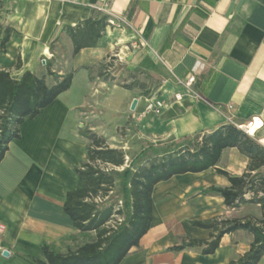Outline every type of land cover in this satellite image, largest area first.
<instances>
[{"label":"crops","instance_id":"0c3cea01","mask_svg":"<svg viewBox=\"0 0 264 264\" xmlns=\"http://www.w3.org/2000/svg\"><path fill=\"white\" fill-rule=\"evenodd\" d=\"M93 10L117 25L108 24L94 47L71 55L62 29ZM5 38L0 70L12 78L26 70L41 76L43 59L53 58L52 71L72 72V81L36 116L23 120L19 138L9 142L0 161V264H35L27 255L43 258L41 242L66 252L87 240L79 238L62 209L64 192L77 184L72 167L84 157L86 132L102 136L110 147L138 151L145 141L192 136L228 118L242 123L259 116L263 125L254 138L264 146V0H0V41ZM192 73L199 98L185 95L173 102L175 92H184L179 80ZM55 81L45 75L47 85ZM152 95L166 99V107L140 116ZM249 163L228 147L214 167L156 183L150 227L119 264H226L246 253L253 236L244 229L223 234L210 254L202 246L171 247L209 238L211 229L193 221L260 217L258 204L230 207L219 195L199 192L230 185L216 169L240 176ZM258 171L264 173V166ZM257 264H264V254Z\"/></svg>","mask_w":264,"mask_h":264},{"label":"trees","instance_id":"16d2710c","mask_svg":"<svg viewBox=\"0 0 264 264\" xmlns=\"http://www.w3.org/2000/svg\"><path fill=\"white\" fill-rule=\"evenodd\" d=\"M108 18L107 14L93 10L88 18L74 26H64L62 32L72 43L71 55L85 47H94L108 25ZM6 38L0 41V48L4 47ZM53 61V58L45 60L46 71L41 76L26 70L19 79H14L7 71L0 70V161L9 142L19 138L23 120L36 116L70 87L72 72L56 74L52 71ZM45 75L53 76L55 83L47 85ZM85 136L88 143L83 148L84 157L72 167L77 184L75 189L64 192L62 209L80 233L92 235L66 252L41 242L43 258L27 255L35 264H119L131 248L139 245L150 227L154 185L177 174L214 167L221 152L228 147L237 148L249 158L248 171L232 176L216 169L227 177L230 185L202 187L199 192L219 195L230 207L244 202L258 204L260 217L193 221L196 226L211 229L209 238L182 240L171 249L202 246L201 252L210 254L218 247L223 234L244 229L253 236L248 251L226 264L259 262L264 254V173L258 169L264 166V146L254 137L227 122L201 134L145 141L137 152L128 156L124 149L110 147L95 132H86ZM246 191H261L263 195L245 199Z\"/></svg>","mask_w":264,"mask_h":264},{"label":"built area","instance_id":"2783aa9c","mask_svg":"<svg viewBox=\"0 0 264 264\" xmlns=\"http://www.w3.org/2000/svg\"><path fill=\"white\" fill-rule=\"evenodd\" d=\"M109 25H117V21L114 18H108ZM141 45H146L144 41H141ZM44 60V59H43ZM45 62V60H44ZM193 81H194V74H190L185 81L179 80V83L183 86L184 92H175L172 96L173 102H180L183 100L184 96H192L194 98H199V95L193 89ZM167 105V100L160 97V96H147L145 98V105L143 110L140 113V116H145L147 114H160ZM231 107V106H229ZM228 121L233 123L236 127L241 129L247 135L254 137L256 131L263 125V121L259 116H251L247 120L242 123H234L230 118ZM263 193L261 191L253 192V191H246L243 193V197L245 199H249L253 196H262Z\"/></svg>","mask_w":264,"mask_h":264},{"label":"rangeland","instance_id":"374dc122","mask_svg":"<svg viewBox=\"0 0 264 264\" xmlns=\"http://www.w3.org/2000/svg\"><path fill=\"white\" fill-rule=\"evenodd\" d=\"M61 51H62V52H65L66 50H65V48L63 47V48H61ZM140 79H142V82H143L144 80H146V76H141ZM49 81H50V80H49ZM140 81H141V80H140ZM118 102H119V100H112L111 104H113V105H118ZM118 129H121V131H122L123 127H122V126H118ZM117 132H118V131H117ZM128 138H129V136H128ZM130 141L132 142L133 145H134L135 143L138 142L135 138H132ZM135 148H136L135 146H134V147H133V146H131V147L128 146V147H127L126 149H124V150L127 152L128 156H129V155H131V154H133V153H135V152L137 151V150H135ZM82 237L87 238V237H88V234L81 233L79 238H82Z\"/></svg>","mask_w":264,"mask_h":264},{"label":"water","instance_id":"95a60500","mask_svg":"<svg viewBox=\"0 0 264 264\" xmlns=\"http://www.w3.org/2000/svg\"><path fill=\"white\" fill-rule=\"evenodd\" d=\"M43 62H44V60H43ZM136 103H137V99H136V98L132 99L131 104H130V110H134V108H135V106H136ZM8 253H9L8 250H3V251H2V255H3V256H7Z\"/></svg>","mask_w":264,"mask_h":264}]
</instances>
